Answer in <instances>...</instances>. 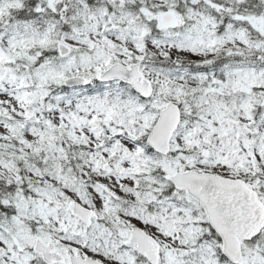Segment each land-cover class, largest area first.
<instances>
[{
	"label": "snow or ice",
	"instance_id": "snow-or-ice-1",
	"mask_svg": "<svg viewBox=\"0 0 264 264\" xmlns=\"http://www.w3.org/2000/svg\"><path fill=\"white\" fill-rule=\"evenodd\" d=\"M0 264H264V0H0Z\"/></svg>",
	"mask_w": 264,
	"mask_h": 264
}]
</instances>
